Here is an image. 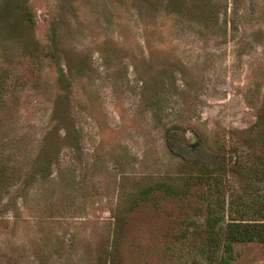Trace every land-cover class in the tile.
<instances>
[{
    "label": "rangeland",
    "instance_id": "374dc122",
    "mask_svg": "<svg viewBox=\"0 0 264 264\" xmlns=\"http://www.w3.org/2000/svg\"><path fill=\"white\" fill-rule=\"evenodd\" d=\"M0 71V264H220L264 200V0H0Z\"/></svg>",
    "mask_w": 264,
    "mask_h": 264
},
{
    "label": "trees",
    "instance_id": "16d2710c",
    "mask_svg": "<svg viewBox=\"0 0 264 264\" xmlns=\"http://www.w3.org/2000/svg\"><path fill=\"white\" fill-rule=\"evenodd\" d=\"M28 20L31 22L32 18L30 17ZM5 87L6 73L0 71V95ZM175 131L176 128L168 131L167 139L171 144H175L177 140ZM257 165L255 169L264 176V160ZM246 192L247 190L244 189L243 194L234 197L230 202L232 215L227 222L225 216L216 212L215 218L208 221L209 242L214 246L215 251L222 248L226 254L219 258L220 264H230L232 251L237 243L259 242L264 244V200H261L256 193H252L253 196L249 199ZM218 205L222 210H225V204L219 203ZM223 221L226 222V231H223L222 227L218 229Z\"/></svg>",
    "mask_w": 264,
    "mask_h": 264
}]
</instances>
